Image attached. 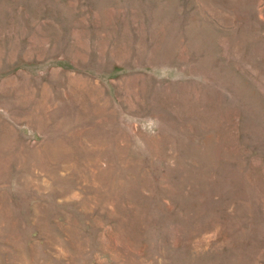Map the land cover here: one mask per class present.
Masks as SVG:
<instances>
[{
    "label": "rangeland",
    "instance_id": "rangeland-1",
    "mask_svg": "<svg viewBox=\"0 0 264 264\" xmlns=\"http://www.w3.org/2000/svg\"><path fill=\"white\" fill-rule=\"evenodd\" d=\"M0 264H264V0H0Z\"/></svg>",
    "mask_w": 264,
    "mask_h": 264
}]
</instances>
